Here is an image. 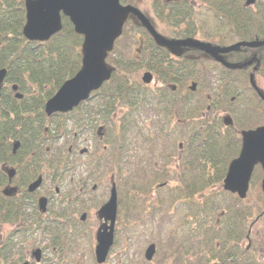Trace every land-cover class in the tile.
<instances>
[{
    "label": "trees",
    "instance_id": "obj_1",
    "mask_svg": "<svg viewBox=\"0 0 264 264\" xmlns=\"http://www.w3.org/2000/svg\"><path fill=\"white\" fill-rule=\"evenodd\" d=\"M197 1L199 4L195 2L182 4V20L202 23L210 21L214 24L213 28L217 29L215 31L225 29L228 36L223 38L228 42L264 38V0H255L248 6L244 0ZM195 5L200 7L199 11L195 10ZM24 22L23 0H0V68H6L4 89L0 97V134L5 128L10 129L11 135L15 134L25 142L28 154L34 150L39 156L37 160L40 161L39 164L43 165L44 161H48L52 177L59 175L60 178L64 176L67 166L72 164L68 144L72 140L79 143L82 140L80 138L90 134L93 143L89 169L95 173L97 171V177L108 165H114L118 169L117 181L122 180L123 176L124 187L142 191L146 186L148 188L146 183L148 179L149 182H153L160 178L162 183L166 182L164 177L177 178V185L168 188L169 193L162 194L157 203L162 212L173 206L175 200L180 199L176 209L177 215L180 214L179 210L182 211V215L177 217L179 222L176 226L181 227L179 243L182 249L187 247L185 251H188L199 247L200 239H207V246L213 247L215 245L213 234L216 231L220 239L232 234V230L236 229L232 225L235 222L231 225L220 224L219 232L213 226L211 218L214 219L220 214L229 216L244 213L243 202L223 190L221 184L229 161L239 151V130L254 128L264 122V101L259 99L249 84L252 67L245 65L231 69L217 62L209 65L205 61H202V66L199 67L191 62L182 61V89L191 78L196 79L198 83L195 91L187 90L182 94V148L179 151L180 164L177 166L179 172L169 176L164 167L159 170L154 163L152 166L149 165V168L139 165L143 153L146 154L140 150L147 144V134H150L151 128L141 118V113L143 110L147 112L152 102L148 99L149 90L139 92L136 89L137 83L131 75V71L137 68L136 62L122 50L116 53L115 45L106 59L112 67L110 78L99 90L92 92L96 93L97 99L81 102L69 112L47 116L43 109L46 100L81 66L82 36L74 31L68 18L62 16V26L57 33L46 41H30L22 34ZM132 28L133 25L127 20L123 33ZM119 41L120 39L116 40ZM232 54L234 60L231 63L235 64L243 63L255 56L257 58V62L254 63L255 73L264 77V46L243 48ZM176 71H179V65ZM196 72L201 75H195ZM13 84H16V90L22 94L21 98L15 97L12 91ZM137 95H141V98ZM157 103L154 104L160 105V110L166 114L170 113L172 104L165 101L160 103L158 100ZM220 110L231 115L232 125L223 124ZM100 119L104 128L102 139L95 131ZM20 121L24 123L25 130L14 133L13 126ZM158 127L162 130L161 133L170 138L176 139L181 136L179 131L175 133L173 128L169 132L168 130L164 132L163 129H168V126L159 125L156 128ZM59 138L63 139L62 143L57 142ZM169 143L173 149L177 147L175 141ZM151 144L153 158L154 152L159 153L162 149L157 148V140ZM5 148L6 142L0 140V150ZM73 154L76 155V150ZM163 158L166 159L163 163L169 161L168 156ZM257 174L259 177H256ZM27 175H30L29 170ZM261 175V169L257 166L252 178L259 182ZM117 185L118 197L121 199L120 183L117 182ZM217 185L220 187L216 189ZM167 186L165 183L160 187ZM134 199L137 201L133 204L127 203L128 207L123 216V235L126 234L124 239L125 242L130 241L128 252L123 253L127 258L133 246L132 233L135 232L129 224L148 208V204H152V202L145 204L144 199L139 196ZM2 204L0 221L4 222L7 215L11 217L14 213L6 212V206ZM260 206V203H250L249 214L253 216L260 213ZM157 215L159 212L154 216ZM220 220L226 219L220 217ZM163 229L170 232V225L164 224ZM47 231L51 234L50 241L46 243L50 255L43 260L64 262V257L68 253L58 250L55 236L60 230L49 224ZM69 237L76 241V233ZM170 238L173 241L174 237ZM26 239L23 232L19 237L13 235L6 237L0 244V264H18L22 261L26 251L21 243ZM52 247H56L58 251L52 252ZM91 259L95 263L92 251ZM123 264H127V261ZM178 264L196 263L179 261Z\"/></svg>",
    "mask_w": 264,
    "mask_h": 264
},
{
    "label": "flooded vegetation",
    "instance_id": "obj_2",
    "mask_svg": "<svg viewBox=\"0 0 264 264\" xmlns=\"http://www.w3.org/2000/svg\"><path fill=\"white\" fill-rule=\"evenodd\" d=\"M186 2L193 3L197 1L150 0L152 11L151 15H149L139 5L137 0H120L121 4H131L140 9L150 20L155 30L166 39L182 40L185 38H194L221 47L229 45L235 41H240H226V39L223 38L228 36L225 29L222 28L218 29L219 31H215L217 29L213 28L214 24L210 21L202 23V21L192 22L191 20H182V4ZM194 8L197 11L200 10L196 5ZM127 19H129L130 24L133 25V28L129 31L132 33L134 39L133 43L135 42L134 45L136 46L131 47L133 43H131L130 46L129 43L121 44L120 46L123 49L122 51L136 62L137 68L131 71V75L134 77L136 72L140 69H143L142 75L145 72H148L151 75L149 83H144L141 78L140 80L135 79L137 83L136 89H138L139 92L144 91V89L149 90L150 97H148V99L152 102V104L148 106L149 109L147 112L144 110L142 111L141 118L144 119L148 127H151V132H158V134L166 135L161 133L162 130H160L159 127L156 128L159 125H164L168 126V129H163L164 132L165 130H168L169 132L171 131V128H173L175 129V133L179 131V135H182V61L191 62L193 65L199 67L202 66V61H205V63L209 65H212L213 62L222 65L223 63L212 57L210 54L195 47L179 45L170 49L167 46L160 45L142 26L134 14H129ZM123 35L124 33H122L119 38L122 39ZM119 42H116L115 45ZM128 47L130 49L132 48V50L127 51ZM121 48L116 47V53H118ZM243 48L244 47H241L236 51H240ZM236 51L222 53V59L231 63V61L234 60V55L232 53ZM256 62L257 58L253 56L252 62L249 64L252 69ZM178 65L179 71H176ZM195 75H201V73L196 72ZM190 82L198 83L194 78H191ZM3 89L4 84L1 93L3 92ZM95 94L96 93H90L86 101L96 100L97 96H95ZM137 96L138 98H141V95ZM157 100L160 103H164L165 101L166 103L172 104L170 113L166 114L160 110V105L158 106L154 104H158ZM13 128L14 133L25 130L22 121H20L19 124H14ZM102 128L103 123L100 119L95 129L96 135L100 139L103 138L104 133V128L101 131ZM0 140L6 142V148L0 150V204L3 203L2 205L6 206V212L10 214L14 213L11 217H8L7 215L4 222H0L1 225L4 224L10 227L4 238L0 239V244L6 237L10 235L19 237L23 232V235L26 236L27 239L22 242L21 245L25 247L26 256L22 261L18 262V264H21L24 261H27L28 264H67L65 261L57 262L43 260L45 258L47 259V257L49 258V256L43 255L44 251L48 249L46 243L50 241L49 237L51 236L47 231L49 224H53L60 230V233L55 235L57 237L58 250L69 253V250L74 249V247H76L82 240H88L91 242L93 239L94 246L96 242V230L99 224L104 220L99 219L97 209L95 213H93L94 225L88 224V211L82 210V207H79L78 205H86V199L88 196L103 188L104 191L108 189L107 193H105V195H107V200L110 193L111 180H113L116 184L117 208L114 221L113 244L107 256V258H109L112 249L118 244L117 237L123 234L121 199L118 197V185L114 175H111L109 182L110 185L108 187V185L104 186V182L101 180H94L95 178L98 179V177L93 170L90 171L91 169L87 167V169L81 172V174L77 175V167L70 164L67 166V170L62 178H60L61 176L59 175H56L55 178L52 177V169L48 164V161H44V164L40 165V161H37L39 159L37 153L34 152V150H31L28 154L25 150V142H22L21 138L16 137L15 134L11 135L10 129L7 130V128H5L2 131L0 134ZM79 143L72 140L68 144V152L75 155L73 153L76 149H79L81 153L82 149H80ZM15 144L17 145L15 146ZM179 146H181V143ZM86 149L87 148H84L83 151H86ZM47 152H50L48 148ZM27 170L30 171L29 176L27 175ZM164 171H166L165 167ZM39 176L41 177L40 185L34 190H29V184ZM162 185V183H158L156 186L157 189L161 188L160 186ZM247 192L244 198H240L236 193L229 192L236 196L239 201L243 202L244 213H237L229 216L220 214L214 219L211 218V222L216 230L219 231L218 228L220 227V224L225 225V223H228L231 225V223L235 222V224H232L236 228L235 231L232 230V234L223 239L219 238V234L216 231L213 234V240L215 243L213 247L207 246V239H200L199 241L201 245L189 249L188 251H185L188 248L184 247L183 251L186 253H184L182 257L184 263L264 264V236L253 234V225L260 217L264 216V209L261 208L260 213H258L257 216H251L248 212L251 202L247 198ZM167 193H169V190ZM40 197L46 198V207L44 211H41L39 208L38 202ZM153 200L158 201V197H153L149 202L153 203ZM105 201H103L101 205ZM80 211L82 212L80 213ZM84 213L85 215L82 218ZM220 217H223L226 220L221 221ZM73 233H76V241L69 237ZM32 239H36L33 242V246L35 245V247L30 244ZM28 245L29 247L26 248ZM36 248H39L41 251L40 261H35L32 257V251ZM51 249L52 252L57 250L56 247H52ZM28 251H30L29 255ZM156 255L157 249L150 261L154 260Z\"/></svg>",
    "mask_w": 264,
    "mask_h": 264
},
{
    "label": "water",
    "instance_id": "obj_3",
    "mask_svg": "<svg viewBox=\"0 0 264 264\" xmlns=\"http://www.w3.org/2000/svg\"><path fill=\"white\" fill-rule=\"evenodd\" d=\"M254 1L245 0V4L251 5ZM24 8L25 22L22 34L27 40L42 42L49 39L61 29V15L67 17L73 25L74 31L83 37L81 66L46 100L44 112L48 116L72 110L81 101L87 100L92 91L97 90L104 81L109 79L111 70L107 66L105 58L111 51L115 39L121 35L122 26L129 14H134L138 18L158 44L170 49L179 45L195 47L231 68L249 64L251 60L242 64H231L222 59V53L239 50L241 46L254 48L264 45V38L237 41L222 47L194 38L166 39L155 30L150 20L140 9L131 4L123 5L120 0H24ZM5 75L6 68H0V94ZM141 79L144 83H149L150 73L145 72ZM249 82L258 97L264 101V92L257 86L254 72L249 74ZM194 88L195 83L192 82L190 89ZM12 89H17L16 84L12 85ZM15 97L21 98L22 94L16 92ZM223 122L226 125H231L232 119L229 115H225ZM240 135V150L238 155L228 163L223 178V189L244 198L253 169L257 164L263 171L260 186L264 193V123L252 129H243L240 131ZM40 183L41 177L39 176L29 184L28 189L34 190ZM38 203L40 210L44 211L46 198L40 197ZM116 208V187L115 183L111 182L109 197L97 210L99 219L104 220L99 224L95 233L94 258L98 264L105 262L113 244ZM84 215L85 213L82 218ZM155 251V244L149 243L143 254L145 260L150 261ZM32 257L35 261H40L41 251L39 248L32 251ZM21 264H28V262L24 261Z\"/></svg>",
    "mask_w": 264,
    "mask_h": 264
},
{
    "label": "rangeland",
    "instance_id": "obj_4",
    "mask_svg": "<svg viewBox=\"0 0 264 264\" xmlns=\"http://www.w3.org/2000/svg\"><path fill=\"white\" fill-rule=\"evenodd\" d=\"M139 2V5L149 14L151 15V3L150 0H137ZM197 1V0H196ZM196 4L199 2H195ZM198 6V5H196ZM200 8V7H199ZM134 39L132 37L131 31L127 30L126 33H124L122 39H120V42L116 45L117 48H121V44H127L129 43V46L131 43H133ZM135 43V42H134ZM133 45L131 47H135L136 45ZM121 50H123L121 48ZM131 51L132 48L130 49L128 47L127 51ZM128 53V52H127ZM111 61V58H110ZM143 73V69H140L136 72L134 75V79L140 80L141 75ZM254 79L260 87L262 91H264V77L261 76L258 73H255ZM191 79L187 81V84L185 87H183V93H186L187 90H190L189 86L191 85L190 83ZM197 87L193 90L195 91ZM200 89V88H199ZM191 91V90H190ZM225 111L219 112L220 116H224ZM228 113V112H226ZM218 114V112H217ZM150 134H147L148 140L147 144L145 147L141 148L140 152H145L146 154L143 153L142 157L140 158L139 165L144 166L146 168H149V165L152 166V163L154 165L158 166L156 167L157 169L161 170L162 167H165L166 172L170 174H174V172H179V166L180 164V158H179V151L181 150L182 146H179V144L182 141V135L179 138H170L168 135H161L158 134V132H151ZM167 137V138H166ZM65 139V138H64ZM82 139V140H81ZM81 141L80 143V149H82V152L80 153L79 149H76V155H71V161L74 166L77 167V175L81 174L85 169L91 168L89 161H90V156L92 154V143H93V137L90 134H86L83 138H80ZM158 143V147L162 149L159 153L154 152L153 158L151 155V148L152 144L151 142H156ZM170 141H175L177 147L172 148ZM57 142L62 143L63 139L59 138ZM141 145V144H140ZM139 145V146H140ZM84 148H87L86 151H83ZM156 149V148H155ZM138 151V150H137ZM163 156H168L169 161L166 163H163L164 159ZM151 169V168H150ZM149 169V170H150ZM96 174L98 175L97 171ZM118 174V169L112 165V166H107L104 170V172L101 173V175L98 176V179L94 180H101L104 182L105 185H110V178L111 175H114L115 180L117 181V177H119ZM73 175V174H72ZM256 177H259V174L256 175ZM123 180V176L121 177ZM167 187L163 188H158L157 189V184L161 182L160 178L155 179L153 182H149V179L147 180L148 188L147 186L145 187V190H139L136 188L135 189H130L128 186L127 188L124 187L122 180H118L117 182L120 183V190H121V205H122V215L124 216V213L126 212L127 203L133 204L135 201H137L136 197L143 198L145 201V204L150 201L153 197H160L162 194H165L168 192V188L175 187L177 185V178H169L164 177ZM255 179V178H254ZM253 178H251L250 183H249V188H248V196L247 198L250 200L251 203H260L261 208L264 209V200H262V195L261 193V188H260V179L259 182L254 181ZM68 180V179H67ZM220 187L217 185L216 189ZM143 188V187H142ZM108 189L104 191V188L93 192L88 196L86 199V205L84 206L78 205L79 207H82V210L88 211L89 217H88V224L94 225L93 219H94V214L95 211L98 209V207L101 205L103 201L106 200ZM104 192V193H103ZM139 199V198H138ZM154 201V200H153ZM173 206L167 207L166 210L160 211L159 204L157 201H154L152 204H148V208L138 217H135L133 221L130 222L129 227L131 229H135V232L132 233L133 236V246L130 250L129 253V258H127L123 253L128 252V243L130 241H126L124 237L125 235H121L117 237L118 244L112 249L109 258L105 261L103 264H123L124 261H127V264H178L179 261L182 262V246L180 245L179 241V234H182L181 227L178 225L176 226V223L179 222L178 218L180 215H182V211L179 210L180 214L177 215V209L179 204H180V199L175 200V203H172ZM261 210V209H260ZM82 211H80L81 213ZM159 215L154 216L155 213H158ZM258 213L253 215L254 217L257 216ZM1 222V221H0ZM170 225V232L166 229H163V225ZM181 225V224H180ZM167 227V226H166ZM10 227L8 225L0 224V239H3L6 233ZM123 229V226H122ZM253 234L254 235H263L264 236V216L260 217L258 221L253 225ZM170 236H173V241L170 238ZM36 240V239H35ZM35 240H31L30 244L33 246V242ZM88 240H82L81 242L78 243L74 249L69 250L70 253H68L67 256L64 257V261L67 264H97L96 262L91 259V251L93 252V239L91 242ZM154 242L156 244V249H157V255L154 257V260L152 261H146L143 256V252L145 247L150 243ZM95 245V244H94ZM38 246V245H37ZM29 245L26 247L28 248ZM35 247V245L33 246ZM30 254V251H28V255ZM43 255H50V250L46 249L43 253ZM184 261V260H183ZM184 263V262H183Z\"/></svg>",
    "mask_w": 264,
    "mask_h": 264
}]
</instances>
